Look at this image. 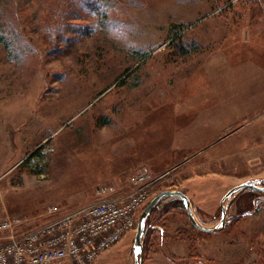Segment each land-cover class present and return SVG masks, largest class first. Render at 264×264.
Wrapping results in <instances>:
<instances>
[{
	"label": "rangeland",
	"instance_id": "1",
	"mask_svg": "<svg viewBox=\"0 0 264 264\" xmlns=\"http://www.w3.org/2000/svg\"><path fill=\"white\" fill-rule=\"evenodd\" d=\"M139 165L161 176L148 201L181 190L205 225L264 184V0H0V207L30 227ZM177 199L143 264H264V192L213 232ZM135 231L93 264H133Z\"/></svg>",
	"mask_w": 264,
	"mask_h": 264
},
{
	"label": "built area",
	"instance_id": "2",
	"mask_svg": "<svg viewBox=\"0 0 264 264\" xmlns=\"http://www.w3.org/2000/svg\"><path fill=\"white\" fill-rule=\"evenodd\" d=\"M160 175L145 165L135 167L120 183H100L92 198L26 227L28 217L0 207V264H93L118 242L136 221Z\"/></svg>",
	"mask_w": 264,
	"mask_h": 264
},
{
	"label": "water",
	"instance_id": "3",
	"mask_svg": "<svg viewBox=\"0 0 264 264\" xmlns=\"http://www.w3.org/2000/svg\"><path fill=\"white\" fill-rule=\"evenodd\" d=\"M261 179L250 178L241 181L240 183L232 186L222 196L220 201L221 213L219 219L213 225L202 224L196 217L190 198L181 190H162L154 195L142 208L136 225V231L134 235V241L132 245L133 249V264H143V239L146 233V223L152 209L156 204L165 197L168 198H179L185 208L187 217L191 224L198 230L203 232L218 231L226 227L228 219L229 205L233 196L242 189H254L257 191L264 192V184L261 183Z\"/></svg>",
	"mask_w": 264,
	"mask_h": 264
},
{
	"label": "clouds",
	"instance_id": "4",
	"mask_svg": "<svg viewBox=\"0 0 264 264\" xmlns=\"http://www.w3.org/2000/svg\"><path fill=\"white\" fill-rule=\"evenodd\" d=\"M92 23H95V19L94 18L92 19ZM112 37L113 38H119V39L122 40L123 39V33L120 32V31L114 30L113 33H112Z\"/></svg>",
	"mask_w": 264,
	"mask_h": 264
},
{
	"label": "trees",
	"instance_id": "5",
	"mask_svg": "<svg viewBox=\"0 0 264 264\" xmlns=\"http://www.w3.org/2000/svg\"><path fill=\"white\" fill-rule=\"evenodd\" d=\"M177 200H179V202L181 201L180 199H177ZM182 202V201H181ZM148 221V220H147ZM147 224V223H146ZM153 226H152V224H149L147 227H146V234H145V239H144V246L146 245V243H145V241H146V236L148 235V232H149V230H150V228H152ZM182 238H184V237H182ZM189 241V240H188ZM191 241V240H190Z\"/></svg>",
	"mask_w": 264,
	"mask_h": 264
},
{
	"label": "crops",
	"instance_id": "6",
	"mask_svg": "<svg viewBox=\"0 0 264 264\" xmlns=\"http://www.w3.org/2000/svg\"><path fill=\"white\" fill-rule=\"evenodd\" d=\"M213 223L209 224V225H212Z\"/></svg>",
	"mask_w": 264,
	"mask_h": 264
}]
</instances>
